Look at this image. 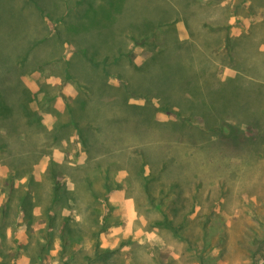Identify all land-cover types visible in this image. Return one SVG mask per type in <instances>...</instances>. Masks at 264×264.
Here are the masks:
<instances>
[{
    "label": "rangeland",
    "instance_id": "1",
    "mask_svg": "<svg viewBox=\"0 0 264 264\" xmlns=\"http://www.w3.org/2000/svg\"><path fill=\"white\" fill-rule=\"evenodd\" d=\"M0 264H264V0H0Z\"/></svg>",
    "mask_w": 264,
    "mask_h": 264
},
{
    "label": "trees",
    "instance_id": "2",
    "mask_svg": "<svg viewBox=\"0 0 264 264\" xmlns=\"http://www.w3.org/2000/svg\"><path fill=\"white\" fill-rule=\"evenodd\" d=\"M58 188L57 187H55V191H54V193H57V190ZM144 190L146 191V186H144ZM147 193H146V195L148 196V191H146Z\"/></svg>",
    "mask_w": 264,
    "mask_h": 264
}]
</instances>
